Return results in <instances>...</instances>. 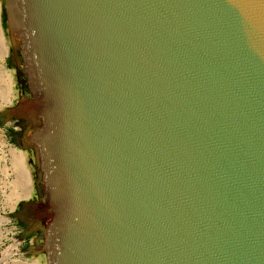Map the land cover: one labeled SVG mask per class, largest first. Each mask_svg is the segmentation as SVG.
<instances>
[{"label":"water","instance_id":"95a60500","mask_svg":"<svg viewBox=\"0 0 264 264\" xmlns=\"http://www.w3.org/2000/svg\"><path fill=\"white\" fill-rule=\"evenodd\" d=\"M0 2L45 264H264V0Z\"/></svg>","mask_w":264,"mask_h":264},{"label":"rangeland","instance_id":"374dc122","mask_svg":"<svg viewBox=\"0 0 264 264\" xmlns=\"http://www.w3.org/2000/svg\"><path fill=\"white\" fill-rule=\"evenodd\" d=\"M0 19L2 22H0V30H2L0 31L2 36L0 37V48L2 46L0 111H2L17 96L18 85L14 77V69L7 64L9 41L3 28L1 2ZM35 170L32 153L11 143L0 120V264H45L43 255L27 253L26 246L20 244L17 238L19 227L15 223L16 220L9 216L21 200H25L33 193L32 175Z\"/></svg>","mask_w":264,"mask_h":264},{"label":"flooded vegetation","instance_id":"af4514ba","mask_svg":"<svg viewBox=\"0 0 264 264\" xmlns=\"http://www.w3.org/2000/svg\"><path fill=\"white\" fill-rule=\"evenodd\" d=\"M17 52L19 50L17 49ZM7 64L14 69V77L18 85L17 96L7 105L5 109L0 111V120L2 126L5 127L8 138L15 146L24 149L26 142V134L30 128L33 127L36 118L35 103L27 90V86L24 83L25 78L22 74L18 75L16 70V62L13 60V51L8 44V54L6 55ZM22 68L19 67V72ZM36 174L32 175V191L33 193L26 198L25 205H17L15 211H18V216L12 219L16 220L19 227L17 233L18 241L23 243L27 248V253H33L34 255H40V236L41 228L44 225L47 212L46 209L40 203V197L35 185ZM31 254V255H33Z\"/></svg>","mask_w":264,"mask_h":264},{"label":"bare ground","instance_id":"6f19581e","mask_svg":"<svg viewBox=\"0 0 264 264\" xmlns=\"http://www.w3.org/2000/svg\"><path fill=\"white\" fill-rule=\"evenodd\" d=\"M0 22H1V19H0ZM1 23H2V22H1ZM0 26H1V25H0ZM0 31H2V30H0ZM0 37H2V36L0 35ZM0 44H1V43H0ZM1 48H2V46H1ZM1 48H0V50H2ZM2 92H3V91H2ZM4 94H5V93H4ZM17 157H18V156H17ZM17 157H16V158H17ZM12 162H13V161H12ZM19 164H20V163H19ZM15 167H16V166H15ZM24 173H25V172H24ZM25 177H26V176H25ZM23 178H24V177H23ZM26 189H27V188H26ZM26 189H24V190H26ZM28 189H29V188H28ZM19 192H20V191H19ZM25 197H26V196H25ZM20 198H21V197H20Z\"/></svg>","mask_w":264,"mask_h":264}]
</instances>
